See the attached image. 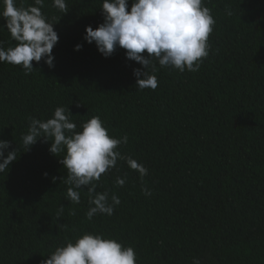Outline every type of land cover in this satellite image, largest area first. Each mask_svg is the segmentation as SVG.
I'll use <instances>...</instances> for the list:
<instances>
[{
    "label": "trees",
    "instance_id": "16d2710c",
    "mask_svg": "<svg viewBox=\"0 0 264 264\" xmlns=\"http://www.w3.org/2000/svg\"><path fill=\"white\" fill-rule=\"evenodd\" d=\"M203 3L215 24L199 71L154 59L158 87L139 90L134 69H146L126 49L105 58L84 40L86 26L104 22L103 0H66V13L44 0L59 35L55 66L34 60L26 74L0 63V140L10 142L5 157L16 151L0 173V264H42L84 233L133 247L137 264H264V0ZM6 24L0 15L5 50L18 43ZM57 107L69 108L76 131L99 116L110 136L127 135L116 150L148 169L142 182L118 160L94 181L97 192L120 198L113 215L87 218L89 186L79 204L67 198L66 149L51 153L53 138L23 144L29 118L46 121Z\"/></svg>",
    "mask_w": 264,
    "mask_h": 264
},
{
    "label": "clouds",
    "instance_id": "9594fccd",
    "mask_svg": "<svg viewBox=\"0 0 264 264\" xmlns=\"http://www.w3.org/2000/svg\"><path fill=\"white\" fill-rule=\"evenodd\" d=\"M6 18V27L15 47L7 50L0 41V63L8 62L22 65L31 72L32 62H44L54 67L53 48L59 41L54 30V23L42 13L44 0H34V5L24 7L16 5V0H0ZM53 6L67 12L66 0H53ZM102 11L104 22L95 29L86 26L84 40L95 42L98 51L110 57L117 47L126 49V58L143 65L134 69L139 90L158 87L154 74L157 60L161 67H172L181 73L199 71L203 58L209 55L208 38L213 30L215 19L211 10L204 6L203 0H103ZM83 45L77 44L76 51ZM147 52L148 56L142 55ZM143 77V78H140ZM69 108L57 107L53 117L42 121L29 118L30 124L22 141L28 149L41 137L51 140L49 151L56 154L65 151L61 163L67 169L65 181L72 187L67 190V198L79 204L81 186H89L86 191L89 197V220L97 214H114V209L121 204L120 198L107 191L97 192V184L102 174L115 168L118 160L126 161L130 169L139 173L141 181L148 174V169L131 156H124L116 150L119 145L127 144V135L116 138L109 135L108 129L99 116H92L76 131L77 125L70 120ZM10 142L0 140V173L16 160V151L5 157V150ZM126 178L117 176L115 184L124 186ZM146 196L151 191L142 186ZM50 258L42 264H137V254L133 247L124 246L116 239L105 238L103 234L84 233L75 241L69 240L55 249ZM193 264H200L198 259Z\"/></svg>",
    "mask_w": 264,
    "mask_h": 264
}]
</instances>
